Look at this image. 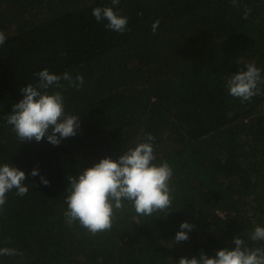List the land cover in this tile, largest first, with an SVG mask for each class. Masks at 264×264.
<instances>
[{
    "label": "trees",
    "instance_id": "trees-1",
    "mask_svg": "<svg viewBox=\"0 0 264 264\" xmlns=\"http://www.w3.org/2000/svg\"><path fill=\"white\" fill-rule=\"evenodd\" d=\"M96 7L126 16V31L97 22ZM0 31V165L24 171L29 187L9 192L0 211V248L21 253L0 264H178L233 250L234 237L264 226V95L241 102L226 87L249 63L264 76V0H0ZM44 69L84 77L79 90L64 80L49 89L80 121L58 146L19 142L5 119ZM148 133L154 163L173 169L167 215L126 205L111 231L69 226L68 176L118 159ZM184 222L194 227L177 243Z\"/></svg>",
    "mask_w": 264,
    "mask_h": 264
},
{
    "label": "clouds",
    "instance_id": "clouds-1",
    "mask_svg": "<svg viewBox=\"0 0 264 264\" xmlns=\"http://www.w3.org/2000/svg\"><path fill=\"white\" fill-rule=\"evenodd\" d=\"M236 0H233L235 4ZM120 0H111L113 6ZM246 7V6H245ZM251 9H247L243 19H248ZM93 16L97 22L107 20L105 27L117 33L127 29L128 18L118 15L113 7H96ZM159 19L152 24L155 34ZM6 42L5 34L0 31V46ZM38 78L35 85L28 84L21 88L23 99L13 104L12 112L5 119L19 142H40L45 137L53 145H59L65 138L74 137L80 128L79 115L67 114L64 97L60 91L49 92L50 88L63 87L61 80L68 82V87L79 90L84 84L83 75L73 78L68 72L62 75L50 73L47 69L34 73ZM264 76L255 64L246 65V70L228 76L226 87L229 95L239 98L241 102L251 101L254 96L264 95ZM59 134V136L57 135ZM155 137L148 133L144 142L129 148L118 159L103 158L92 167L83 169L78 176H68L64 212L66 223H74L96 236L111 231L116 213L123 211L126 205L135 211L137 216L150 217L157 213L167 215L172 205L170 180L173 169L167 161L154 163ZM39 175L38 169L30 173ZM25 172L9 163L0 165V211L7 202V194L15 190L16 195L25 196L29 187L25 185ZM41 183L49 181L41 176ZM193 225L181 223L180 231L175 235V242L189 239L188 233ZM187 230V231H185ZM235 248L221 249L214 257L203 252L191 259L181 257L178 264H264V246H255L264 242V226L257 225L249 233L248 239L239 236L233 238ZM251 241L254 247H248ZM15 248H0V256H16Z\"/></svg>",
    "mask_w": 264,
    "mask_h": 264
}]
</instances>
